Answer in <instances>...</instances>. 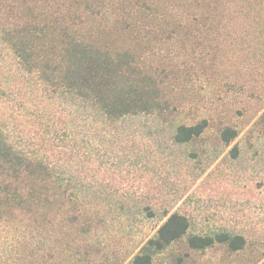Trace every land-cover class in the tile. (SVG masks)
I'll return each instance as SVG.
<instances>
[{
    "label": "trees",
    "instance_id": "trees-1",
    "mask_svg": "<svg viewBox=\"0 0 264 264\" xmlns=\"http://www.w3.org/2000/svg\"><path fill=\"white\" fill-rule=\"evenodd\" d=\"M174 1L188 11L155 3L161 33H243L237 26L244 23V33L264 37V0ZM36 8L23 0L17 7L14 0H0V220L23 215L37 231L18 245L21 264H55L63 251L71 260L72 250L80 247L72 245L68 233L86 208L94 216L81 220L83 243L103 225L96 217L101 208L125 219L141 215L160 222L123 264H190L192 253L244 251L243 234L201 228L190 214L174 210L175 199L166 198L171 174L182 176L179 156L190 155L197 159L192 168L200 167L197 151L208 121H174L166 87L144 67L138 49L86 37L64 18L51 19ZM259 123L264 133V112ZM237 137L231 126L219 131L224 147ZM230 155L237 158L236 146ZM141 163L144 173L136 177V190L114 186ZM154 176L163 183H155ZM57 219L66 228L62 237ZM181 243V253H172ZM95 254L87 249L79 260L89 262Z\"/></svg>",
    "mask_w": 264,
    "mask_h": 264
},
{
    "label": "rangeland",
    "instance_id": "rangeland-1",
    "mask_svg": "<svg viewBox=\"0 0 264 264\" xmlns=\"http://www.w3.org/2000/svg\"><path fill=\"white\" fill-rule=\"evenodd\" d=\"M24 1L51 19L64 18L65 24L72 23L74 31L86 37L138 49L144 67L163 81L174 107V121L186 125L208 121L197 151L202 156L200 167L192 168L197 159L179 153L184 177L171 174L166 198L171 202L175 199L174 210L190 214L199 227L235 230L247 238L248 246L232 256L222 248L192 253L190 264H264V133L259 123L264 112V45L260 44L264 37L244 33V23L237 26V31L243 33H161L153 12L159 0H90L87 5H80V0ZM160 1L173 5L178 13L188 11L186 7L178 9L174 0ZM70 3L74 5L67 10ZM17 4L19 0H14L15 7ZM132 27L135 31L128 33ZM224 126L238 131L228 147L219 140ZM234 146L237 158L230 155ZM143 164L137 166L135 174L130 170V176L126 173L118 178L114 186L123 192L136 190V177L144 173ZM161 175L169 177L168 173ZM154 180L163 183L158 176ZM100 210L96 217L103 220V225L83 243L78 229L81 220L94 216L93 210L86 208L68 233L79 251L72 250L71 260L67 253L59 252L55 264H123L160 224L141 215L125 219L106 208ZM29 226L30 221L23 215L0 220V264H21L16 254L20 251L18 245L28 241L31 232L37 233ZM56 226L62 237L61 231L66 228L60 220ZM63 246L59 245L61 249ZM183 248V243L176 244L171 252L181 253ZM87 249L96 254L89 262L81 263L79 259Z\"/></svg>",
    "mask_w": 264,
    "mask_h": 264
}]
</instances>
